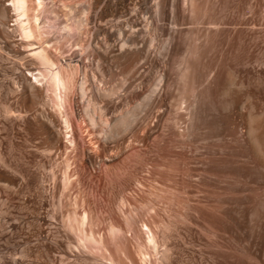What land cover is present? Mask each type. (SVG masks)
I'll return each mask as SVG.
<instances>
[{
  "label": "bare ground",
  "instance_id": "bare-ground-1",
  "mask_svg": "<svg viewBox=\"0 0 264 264\" xmlns=\"http://www.w3.org/2000/svg\"><path fill=\"white\" fill-rule=\"evenodd\" d=\"M195 1L153 0L152 21L131 18L121 38L110 8L144 0H0V236L24 240L22 259L41 251L54 264L70 255L88 264L136 263L120 243L123 232L135 237L132 205L124 224L110 212L104 228L102 210L91 209L81 185L86 174L103 188L122 135L143 129L150 146L164 137L181 157L161 196L166 237L179 220L193 246L183 245L179 264H221L214 224L222 215L252 261L264 264V49L242 67L222 58L190 75L192 61L214 53L211 37L226 48L255 29L246 21L253 9L204 23ZM215 141L238 149L227 158L242 162L252 182L243 188L227 178L225 200L211 190ZM171 249L164 264H173Z\"/></svg>",
  "mask_w": 264,
  "mask_h": 264
},
{
  "label": "rangeland",
  "instance_id": "rangeland-1",
  "mask_svg": "<svg viewBox=\"0 0 264 264\" xmlns=\"http://www.w3.org/2000/svg\"><path fill=\"white\" fill-rule=\"evenodd\" d=\"M196 1H195L196 2L195 6L197 10V16L202 17V21L204 23L213 19L230 22L235 20L237 18V13L239 11L244 10L246 7L249 9H253L254 13L248 14L246 16L247 18L246 21L248 22L249 25L251 24L255 25V29H254L255 31L251 30L250 32H248L244 36L243 40L238 41L237 39H234L233 40L234 42H232L229 46L227 47L225 46L226 48H224V45L226 44L224 43L218 44L217 42H215L214 38L211 37L212 46L216 47L217 45L218 48L217 47L216 48L213 47L214 49L212 48L214 53L211 50L210 54L211 53L213 54L212 55L209 54L210 56L206 59V61L208 60L207 64L206 61L204 62V60L200 62L192 61L191 66L193 67H191L190 75H193L194 72H199L203 65L206 66L210 65L214 62H217L218 59H222V58L225 62H228L229 64H232L234 66H237L238 64V67L239 66L242 67L243 62L252 60V58L259 55L261 49H264L263 48L264 47V0H196ZM147 2L148 0H144V2H142L143 5L141 4V6L139 4L132 3V5H130L129 8L120 6L117 8L118 12H115L113 8L112 9L110 8L109 10L110 15L107 16V19L112 23L118 25L121 38H125L128 33L127 32L129 28L128 21H131V18L133 19L134 17H139L152 21L151 10L149 9L153 0L150 1L151 4L149 2L147 4ZM144 3L147 5L145 6ZM111 13L113 14L111 15ZM149 13L151 14V16ZM46 26L49 27V29H51L52 27L50 23L46 24ZM135 28H137V26H135ZM220 51H222V53ZM210 59H212V61ZM144 87L147 88V85L143 86L142 90L144 91L142 92L147 91V89H144ZM203 96L206 97L207 94L204 93ZM136 97H138V95H135L133 99H135ZM122 105H124V101H122ZM141 131L143 133H141ZM146 135L147 134L145 131H143V129L136 131L134 134L124 133L122 135V146L119 148V152H118L120 156V160L118 164L112 169V171L109 172V174H105L106 179L108 178L107 180H109L106 181L107 182L105 184L106 186L104 185L103 188L98 189L96 183L93 182V180H91L88 175L86 176V174H84L82 176L83 185H81V189L82 188L84 189L83 193L84 195H86L85 197L88 200L90 207L91 206L93 207V208L91 207V209L94 210L95 209L94 205H97V207L98 208L100 207V209L102 210L101 211L102 218H104L105 216L104 228L107 227L108 225L107 217H109L108 214L110 212H113L115 216H118L119 221H121L120 223L123 222L124 224V219L128 215L129 213L128 210H130L129 208L132 205L131 207L132 210L130 211L132 212V215L134 217L133 226L135 228L134 229L135 237H133L134 238L133 240V238H129L128 236L130 235L129 233L123 232V235L125 234L127 236L122 235L123 237L121 236L120 243L127 252L133 254L132 256L134 258V262L140 264V260L143 257L146 259L148 258V261H151L150 262L151 264H159V263L164 264L165 263L164 252L166 251L168 245L171 244L172 262L173 264H179L180 256L182 254L183 248L185 247L186 250L191 251V249L193 250V246L190 245L189 238H187V235H185L186 233L184 232L185 230L184 226L183 227L180 226L182 229L178 226L180 224L179 220L176 221L179 224L176 223L175 224L176 226L171 231L172 234L171 238L168 239L166 237V234L168 233L166 229V224L168 221V217H167L168 205L167 202H165V199L161 196H163L164 194L163 191H165L164 183L166 182L165 181L166 178H168L167 175L169 176L170 175L169 173L171 172L176 174V172H174L176 170L173 171V169H175L176 167L180 168L181 161L179 162V159L181 160V157L177 152V150H175V148L172 145H170L169 142H167L166 138L158 137L157 139L153 140L154 141L153 146H150L149 142H151V140L147 139ZM220 142L215 141L213 143L214 145L212 144L214 146V155H212L210 168L214 175L211 180V184H212L211 190L213 188L217 190L215 191L213 189L214 192H216L218 195L220 194L219 198L225 200L224 198H226L227 196L226 194H229V191L231 190L229 185L226 183L227 178L229 180H233L235 178L234 180H238V182H240L241 180L242 183H244V186H242L243 185L242 183H239V186L240 187L242 186L243 188L244 187L246 188L248 186L249 184L248 182L251 181L250 180L251 178L248 175V173H246L247 168L242 162H233L230 158L229 159L227 158L228 153H230L232 150H234L235 153H237L239 152L238 149L235 146H233V144H231L230 142L227 141H223L221 143ZM222 144L223 146L226 145L227 147L226 154L224 155H222L223 149L220 148L222 147ZM169 168H173L171 169V172ZM243 170L245 174H247L246 177L244 176L245 174H243L244 173ZM155 179L160 182L159 184H156V186L153 181ZM250 183H251L250 185H252V182ZM225 187L228 188L226 189ZM225 191L227 192L226 194ZM216 193H214V197L216 196L218 198V195H215ZM223 194H224V198L221 196ZM218 217H217L218 222H216L218 225L215 223L214 226L216 229H220L218 232L219 234L222 232L221 233L222 235L220 234L217 241V244H219L221 248L217 246L219 249L217 250L216 261H218L219 259L218 263L221 264H257L258 262L255 260L256 261L255 263L254 258L252 261L251 254L250 252L249 253L247 252V248H245L243 244H240L241 240L239 241L237 237L235 238L236 234L234 228H232L234 226L231 224V222L226 218V216L224 217V215L221 216L222 220ZM217 219L215 221H217ZM0 220L2 227H4L5 226L4 221L1 218V216H0ZM222 230L223 231L225 230L224 233ZM150 232L152 234L154 233L153 235H155L154 236L155 242L153 241L154 243H150V241L146 239L148 238V235H150ZM232 234L233 236H231ZM223 235L225 238H223ZM221 236L223 239H221ZM229 236H231V238L232 237L234 238L231 239ZM8 237L9 236H6V238L0 236V244H2V246L0 245L1 247L0 264H22L21 262L26 263V261L29 264L53 263L50 260V257L45 252H41V251L35 252L33 256L32 254L31 256H26V259H22L21 252L24 246L22 242L24 240L16 235H11L9 238ZM61 237L62 239H64V236ZM107 239L108 238H106V241ZM170 241L171 243H169ZM34 242L35 239L33 237L31 243ZM106 243L107 244L110 243V240L108 239V242ZM109 245L110 244H108V246ZM187 246H191V247L188 248ZM241 247L242 249L245 248V250L244 249L242 250ZM142 251L145 254L144 256L142 254ZM219 253L220 255H218ZM73 257L74 256L71 255L65 257L66 264H88L82 261L81 259H78L76 257L73 258ZM121 259H124V257L122 256ZM125 260L126 259H124V261ZM99 263L95 262V264H99Z\"/></svg>",
  "mask_w": 264,
  "mask_h": 264
}]
</instances>
